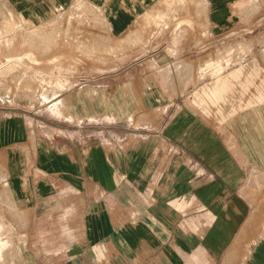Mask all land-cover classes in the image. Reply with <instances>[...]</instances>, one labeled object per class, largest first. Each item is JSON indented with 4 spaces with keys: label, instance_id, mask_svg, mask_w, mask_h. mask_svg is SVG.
I'll return each instance as SVG.
<instances>
[{
    "label": "crops",
    "instance_id": "obj_1",
    "mask_svg": "<svg viewBox=\"0 0 264 264\" xmlns=\"http://www.w3.org/2000/svg\"><path fill=\"white\" fill-rule=\"evenodd\" d=\"M5 1L49 25L75 0ZM249 1L200 0L205 18L179 42L156 32L155 55L80 77L45 101L59 129L0 107V198L40 215L58 194L76 196L66 205L83 234L61 264H264V99L245 105L260 98H245V67L232 59L240 42L264 41V15L236 11ZM86 2L125 38L163 0ZM230 74L242 109L225 106L220 115L235 117L216 123L196 98L214 86L227 100Z\"/></svg>",
    "mask_w": 264,
    "mask_h": 264
},
{
    "label": "rangeland",
    "instance_id": "obj_2",
    "mask_svg": "<svg viewBox=\"0 0 264 264\" xmlns=\"http://www.w3.org/2000/svg\"><path fill=\"white\" fill-rule=\"evenodd\" d=\"M238 8L240 16H255L259 11L264 15V5L258 0ZM204 9L206 5H201L200 0H163L154 14L145 15L135 24L127 37L114 38L110 27L101 20L103 13L94 11L86 0H75L49 25L18 18L7 2L0 0V107L32 111L30 116L37 123H51L59 129L61 123L45 111V101L59 97L80 77L114 76L123 71L125 63L155 55L148 54L146 46L156 42V32L173 33L176 38L171 40L179 42L197 30L205 18ZM260 28H264V22ZM254 44L240 42L232 58L234 64L239 62L245 67V98H260L256 102L245 99L248 106L263 103L264 99V41L252 51ZM229 77L232 84L227 100L223 99L226 94L220 100L214 86L205 90L209 93L203 94L206 100L198 99L200 93L196 98L216 123L235 117L220 115L225 106L231 114L242 109L234 102L236 74ZM50 135L55 139L59 134ZM68 201L75 203L76 196L64 191L53 199L47 212L31 215L17 211L8 199L0 198V224L9 243L1 264H61L71 245L83 234L80 215L66 205Z\"/></svg>",
    "mask_w": 264,
    "mask_h": 264
},
{
    "label": "bare ground",
    "instance_id": "obj_3",
    "mask_svg": "<svg viewBox=\"0 0 264 264\" xmlns=\"http://www.w3.org/2000/svg\"><path fill=\"white\" fill-rule=\"evenodd\" d=\"M5 228L3 227V225L0 224V264L3 262V253L6 250L7 246L9 245L7 239H5L4 234H5Z\"/></svg>",
    "mask_w": 264,
    "mask_h": 264
}]
</instances>
